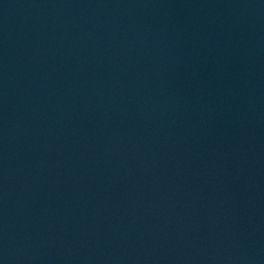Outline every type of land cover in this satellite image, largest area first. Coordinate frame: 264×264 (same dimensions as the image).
<instances>
[{
  "label": "water",
  "instance_id": "obj_1",
  "mask_svg": "<svg viewBox=\"0 0 264 264\" xmlns=\"http://www.w3.org/2000/svg\"><path fill=\"white\" fill-rule=\"evenodd\" d=\"M0 264H264V0H0Z\"/></svg>",
  "mask_w": 264,
  "mask_h": 264
}]
</instances>
